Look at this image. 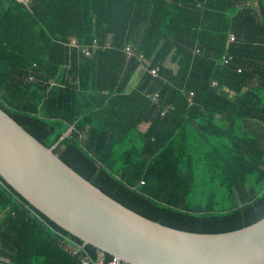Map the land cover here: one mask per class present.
Masks as SVG:
<instances>
[{
  "label": "trees",
  "instance_id": "obj_1",
  "mask_svg": "<svg viewBox=\"0 0 264 264\" xmlns=\"http://www.w3.org/2000/svg\"><path fill=\"white\" fill-rule=\"evenodd\" d=\"M0 108L46 147L73 128L55 154L153 221L264 218V0H0ZM75 245L0 176V264H81Z\"/></svg>",
  "mask_w": 264,
  "mask_h": 264
},
{
  "label": "water",
  "instance_id": "obj_2",
  "mask_svg": "<svg viewBox=\"0 0 264 264\" xmlns=\"http://www.w3.org/2000/svg\"><path fill=\"white\" fill-rule=\"evenodd\" d=\"M0 108V176L58 226L131 264H264V218L218 234L178 230L125 207Z\"/></svg>",
  "mask_w": 264,
  "mask_h": 264
},
{
  "label": "built area",
  "instance_id": "obj_3",
  "mask_svg": "<svg viewBox=\"0 0 264 264\" xmlns=\"http://www.w3.org/2000/svg\"><path fill=\"white\" fill-rule=\"evenodd\" d=\"M25 4H27L28 3V0H22ZM234 36L232 35L231 36V41H234ZM70 44H69V47H71V48H74V47H76L77 46V41L74 39V38H70ZM92 49H93V51H96V50H98L99 49V45H98V42H97V40H94V42H93V45H92ZM93 51H91V49L90 48H84L83 49V52L87 55V56H91L92 55V53H93ZM128 53H129V55H131V52H130V50L128 51ZM231 58V56L230 57H224V62L225 63H228ZM151 73H152V75L153 76H157L158 75V69H153L152 71H151ZM157 98H158V94H154L153 96H152V99L154 100V101H156L157 100ZM78 245H75L74 246V249H73V254L74 255H77V256H79L80 257V263L81 264H131V263H128V262H126V261H123V260H121V259H119V258H117V257H112V259H110L109 261L108 260H106V259H104L103 257H100V258H98V259H93V258H91L90 256H87V255H83V253H84V250H83V247L85 246V245H82L81 247L80 246H78ZM4 260V258H2V257H0V260Z\"/></svg>",
  "mask_w": 264,
  "mask_h": 264
},
{
  "label": "crops",
  "instance_id": "obj_4",
  "mask_svg": "<svg viewBox=\"0 0 264 264\" xmlns=\"http://www.w3.org/2000/svg\"><path fill=\"white\" fill-rule=\"evenodd\" d=\"M170 63V62H169ZM171 65H172V67H171V69L172 68H174V70L176 69L177 70V66L175 65V64H172V63H170ZM138 82V81H137ZM137 82H134L133 84H134V86L137 84ZM133 85H132V87H134Z\"/></svg>",
  "mask_w": 264,
  "mask_h": 264
},
{
  "label": "rangeland",
  "instance_id": "obj_5",
  "mask_svg": "<svg viewBox=\"0 0 264 264\" xmlns=\"http://www.w3.org/2000/svg\"><path fill=\"white\" fill-rule=\"evenodd\" d=\"M166 66L168 67V68H170L171 69V67H172V65L169 63V61H167V64H166ZM172 70L175 72L176 71V69L174 70V68H172ZM136 82H137V80H135ZM133 86H134V84H133ZM5 259V258H4ZM3 260V259H2Z\"/></svg>",
  "mask_w": 264,
  "mask_h": 264
},
{
  "label": "clouds",
  "instance_id": "obj_6",
  "mask_svg": "<svg viewBox=\"0 0 264 264\" xmlns=\"http://www.w3.org/2000/svg\"><path fill=\"white\" fill-rule=\"evenodd\" d=\"M100 257H103V256H100ZM100 257H99V258H100ZM103 258H104V257H103Z\"/></svg>",
  "mask_w": 264,
  "mask_h": 264
}]
</instances>
